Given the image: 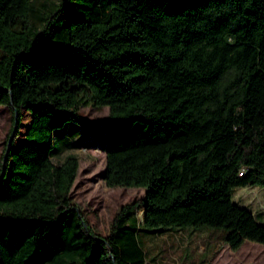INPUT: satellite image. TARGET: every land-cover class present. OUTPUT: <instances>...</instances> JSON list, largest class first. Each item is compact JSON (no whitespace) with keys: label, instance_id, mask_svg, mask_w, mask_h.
I'll return each mask as SVG.
<instances>
[{"label":"trees","instance_id":"16d2710c","mask_svg":"<svg viewBox=\"0 0 264 264\" xmlns=\"http://www.w3.org/2000/svg\"><path fill=\"white\" fill-rule=\"evenodd\" d=\"M0 104L13 118L0 264H160L140 227L209 226L188 264L264 245L262 214L232 200L235 187L264 186V0H0ZM85 105L108 108L95 121L104 184L144 189L106 234L70 195L78 156L54 160L56 133L86 123Z\"/></svg>","mask_w":264,"mask_h":264},{"label":"rangeland","instance_id":"374dc122","mask_svg":"<svg viewBox=\"0 0 264 264\" xmlns=\"http://www.w3.org/2000/svg\"><path fill=\"white\" fill-rule=\"evenodd\" d=\"M80 113L87 122L80 125L74 123L64 132L56 133L60 139V152L54 156L59 162L67 154L78 156V171L70 189V195L83 211L86 220L92 228L106 234L109 222L115 210L123 203L139 199L144 195L142 187H108L104 184L102 175L105 166V156L101 148L104 137V125L95 121L107 116L108 108L104 106L85 105ZM30 115L24 110L19 143L24 136ZM13 118L7 105L0 104V158L6 145L7 136L12 128ZM69 125V124H67ZM70 129V130H69ZM70 131H74L70 133ZM232 200L240 206L247 207L252 212H264V186L248 185L232 189ZM136 214L141 219L142 210ZM264 220V219H261ZM205 227L174 228L162 233L152 234L139 228L138 238L149 258H154L160 264H188L184 258H202L203 241L209 229ZM210 228V227H209ZM246 243H254L249 240ZM248 244L238 251L221 246L208 264H264V250Z\"/></svg>","mask_w":264,"mask_h":264},{"label":"crops","instance_id":"0c3cea01","mask_svg":"<svg viewBox=\"0 0 264 264\" xmlns=\"http://www.w3.org/2000/svg\"><path fill=\"white\" fill-rule=\"evenodd\" d=\"M255 213H261L262 216L264 217V212H263V211H258V212H255ZM246 241H247V240H246ZM246 241L243 242V244L240 246V248H242V247H244V246H246V245H248V244H252V245H250V246L257 247V248H259V249H261V250H264V245H262L261 243H258V242H255V241H251V240H249L250 242H255V243L260 244V245H256V244H254V243H246ZM224 247H229V246H228V245H224ZM240 248H239V249H240ZM239 249H238V250H239ZM238 250H236V251H238Z\"/></svg>","mask_w":264,"mask_h":264}]
</instances>
